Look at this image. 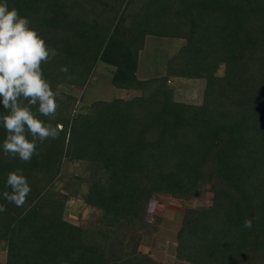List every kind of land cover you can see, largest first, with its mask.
<instances>
[{
    "label": "trees",
    "instance_id": "trees-1",
    "mask_svg": "<svg viewBox=\"0 0 264 264\" xmlns=\"http://www.w3.org/2000/svg\"><path fill=\"white\" fill-rule=\"evenodd\" d=\"M7 2L58 51L42 67L61 93L52 123L64 130L30 162L0 148V264H161L139 249L157 230L149 206L159 195L189 202L207 186L209 204L183 212L175 259L264 264V0ZM150 36L182 44L162 75L139 79ZM99 62L114 68L112 87L137 95L78 107L74 90ZM170 79L203 81L201 103L177 101ZM65 163L77 172L62 176ZM16 168L32 189L23 207L2 196ZM70 199L96 214L71 222Z\"/></svg>",
    "mask_w": 264,
    "mask_h": 264
},
{
    "label": "clouds",
    "instance_id": "clouds-1",
    "mask_svg": "<svg viewBox=\"0 0 264 264\" xmlns=\"http://www.w3.org/2000/svg\"><path fill=\"white\" fill-rule=\"evenodd\" d=\"M57 55V49L48 45L27 17H21L15 7L9 10L7 0H0V107L4 112L0 126L6 132L0 148L5 157L30 162L39 155L38 143L56 140L64 130L62 124L52 123L61 93L53 90L42 67ZM7 188L11 192L3 191V199L16 207H23L32 191L22 168L8 173ZM5 211L7 206L0 204V213ZM245 227H251L250 220Z\"/></svg>",
    "mask_w": 264,
    "mask_h": 264
},
{
    "label": "rangeland",
    "instance_id": "rangeland-1",
    "mask_svg": "<svg viewBox=\"0 0 264 264\" xmlns=\"http://www.w3.org/2000/svg\"><path fill=\"white\" fill-rule=\"evenodd\" d=\"M182 41L178 39H164L150 36L146 39L145 47L140 53L137 77L148 79L160 76L165 71V64L179 49ZM114 68L99 62L85 88L74 90L81 100L78 107L90 105L95 101H110L116 98H131L137 95L134 91L117 90L110 81ZM170 85L175 88L176 100L199 105L202 99L203 81L173 80ZM193 83L197 87L193 90ZM76 165L65 163L62 176H69L76 171ZM85 191V188H83ZM210 202L209 187H205L198 197L189 202L174 200L168 196H156L149 206V218L157 223L155 233L143 236L140 251L151 255L161 264H186L175 259L176 232L180 227L183 212L186 208H201ZM66 218L73 223L81 224L93 218L96 211L87 207L80 199H70L67 202ZM158 221V222H157ZM0 259L4 260V253L0 249Z\"/></svg>",
    "mask_w": 264,
    "mask_h": 264
}]
</instances>
